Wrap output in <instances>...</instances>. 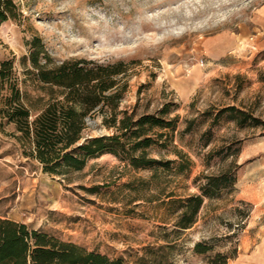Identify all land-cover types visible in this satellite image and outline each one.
Returning a JSON list of instances; mask_svg holds the SVG:
<instances>
[{"label": "rangeland", "instance_id": "rangeland-1", "mask_svg": "<svg viewBox=\"0 0 264 264\" xmlns=\"http://www.w3.org/2000/svg\"><path fill=\"white\" fill-rule=\"evenodd\" d=\"M15 1L21 17L1 24L0 59L14 60L31 117L51 97L28 59L33 36L56 63L133 62L119 109L140 114L167 104L177 127L168 151L160 152L175 162L172 170L153 171L105 153L82 170L53 175L25 154L6 125L0 217L126 264H215L222 256L226 264H264V127L241 128L227 113L214 117L234 104L264 121V0ZM88 125L93 135L112 132L99 115ZM186 157L190 165L176 173ZM207 176L220 178L214 195L204 198L192 226L178 230L181 200L200 194ZM196 244L208 249L198 252Z\"/></svg>", "mask_w": 264, "mask_h": 264}, {"label": "trees", "instance_id": "trees-1", "mask_svg": "<svg viewBox=\"0 0 264 264\" xmlns=\"http://www.w3.org/2000/svg\"><path fill=\"white\" fill-rule=\"evenodd\" d=\"M21 11L15 0H0V26L8 19H19ZM28 59L33 74L50 86V99L34 117L18 86L12 58L0 59V130L12 125L10 133L27 147L25 154L36 159L44 172L66 176L82 170L88 160L110 153L134 168L160 167L172 170L175 159L164 158L174 140L178 116L168 117V105L154 112L137 114L135 109H119L129 86V70L133 62L117 60L99 62L72 58L54 62L39 36L28 42ZM53 87L59 89L54 93ZM227 113L239 127H264V121L248 110L227 105L214 116ZM101 116V124L111 133L93 135L88 120ZM264 135V130L260 132ZM152 151H159L155 156ZM174 152L183 157L174 146ZM186 166L177 162L175 172ZM200 194L181 200L175 225L178 230L192 226L205 197L219 185L218 176H207ZM210 188L212 190H210ZM198 252L208 248L196 244ZM143 260V259H140ZM227 257L215 264H226ZM0 264H126L121 257H109L74 241L64 240L40 228L0 217ZM137 264H145L139 262ZM150 264V263H149ZM151 264H160L153 262Z\"/></svg>", "mask_w": 264, "mask_h": 264}, {"label": "crops", "instance_id": "crops-1", "mask_svg": "<svg viewBox=\"0 0 264 264\" xmlns=\"http://www.w3.org/2000/svg\"><path fill=\"white\" fill-rule=\"evenodd\" d=\"M259 138L262 139L261 142H264V135L259 136Z\"/></svg>", "mask_w": 264, "mask_h": 264}]
</instances>
